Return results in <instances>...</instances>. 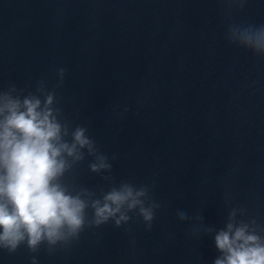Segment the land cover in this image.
<instances>
[{
  "label": "water",
  "instance_id": "obj_1",
  "mask_svg": "<svg viewBox=\"0 0 264 264\" xmlns=\"http://www.w3.org/2000/svg\"><path fill=\"white\" fill-rule=\"evenodd\" d=\"M261 28L264 0H0V93L51 95L61 141L90 142L55 181L80 230L0 264H214L229 222L264 242V54L237 39ZM123 185L141 204L94 223Z\"/></svg>",
  "mask_w": 264,
  "mask_h": 264
},
{
  "label": "clouds",
  "instance_id": "obj_2",
  "mask_svg": "<svg viewBox=\"0 0 264 264\" xmlns=\"http://www.w3.org/2000/svg\"><path fill=\"white\" fill-rule=\"evenodd\" d=\"M239 43L264 54V28L245 30ZM37 98L22 101L0 93V247L14 249L26 239L30 248L41 240L50 244L76 234L84 223L85 202L68 194L56 183L65 168L62 154L73 155L76 146L89 145L84 129L77 128L73 143L61 141V125L48 105ZM93 170L107 167L100 159ZM143 193L128 185L107 192L103 202L93 201L94 223L113 218L119 225L128 217L127 209L141 204ZM144 220H151L149 208L139 209ZM216 248L223 254L214 264H264V242L247 225L229 222L214 236Z\"/></svg>",
  "mask_w": 264,
  "mask_h": 264
}]
</instances>
